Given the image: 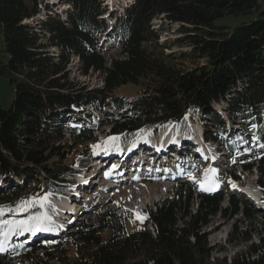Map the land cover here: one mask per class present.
<instances>
[{
    "label": "trees",
    "instance_id": "trees-1",
    "mask_svg": "<svg viewBox=\"0 0 264 264\" xmlns=\"http://www.w3.org/2000/svg\"><path fill=\"white\" fill-rule=\"evenodd\" d=\"M66 2L71 11L65 19L49 14L37 28L28 21L41 13L43 0H0V76L15 88L11 106L0 108V179L7 186L0 188V221L18 222L23 216L18 203L40 200L75 174L68 156L73 143H65L63 126L83 119L82 106L113 105L130 117L112 126L118 143L138 131L156 134L167 125L183 126L199 111L212 124L207 127L210 138L218 141L226 123L214 107L222 103L233 120L252 126L264 120V0H134L116 17L118 55L109 62L97 52L96 37L106 31L102 3ZM228 15L252 19L235 28L216 25ZM161 16L180 25L189 51L179 57L165 53L151 26ZM50 48L57 49L58 56ZM74 56L85 74L93 70L103 76L101 88L69 81ZM132 88L130 96L121 93ZM69 134L84 153L99 143L77 130ZM257 136L248 143H263L264 136ZM253 157L244 167L260 172L264 192V154ZM15 179L22 186H16ZM194 194L188 183H180L173 199L150 208L142 220L131 219L126 208L109 202L65 237L43 240L24 253L3 257L0 264H227L211 261L213 249L200 231L218 211L222 195L198 193L197 212L190 214L183 207ZM44 204L47 212H54ZM239 204L250 218L254 206L233 197L235 215ZM43 208L36 203L24 216L40 215ZM260 252L252 262L238 257L232 264H264V248Z\"/></svg>",
    "mask_w": 264,
    "mask_h": 264
},
{
    "label": "rangeland",
    "instance_id": "rangeland-1",
    "mask_svg": "<svg viewBox=\"0 0 264 264\" xmlns=\"http://www.w3.org/2000/svg\"><path fill=\"white\" fill-rule=\"evenodd\" d=\"M44 4H42L41 13L33 19H30L28 22L34 24L37 28L39 27V21H43L47 15L52 14V16H55L56 14L59 15L62 20L65 19L67 14L71 11L70 5L66 0H43ZM102 3V8H105L106 14L105 18L102 20L106 21V28L107 31L96 37L97 39V52L102 55L108 62L111 58L114 56H117V41L113 39V31L115 28L112 27L114 24V20L117 17L122 16L125 12V7H130L133 5L134 0H99ZM101 20V18H98ZM252 19V16H225L223 18H220L217 20L216 25L218 26H229L231 28H235L242 24L243 22L250 21ZM110 20H112V23H110ZM152 28L155 29V31L158 34L159 43L163 44L167 49L165 50V53L167 55H175L176 57L180 56L182 53L189 51L188 46L184 45V35L180 33L179 28L180 25L176 23H170L169 21L165 20L164 18L159 17L155 19L152 24ZM108 37H111L110 43H107ZM2 33L0 30V56L2 55V49H3V43H2ZM43 42L48 40V35H44V38L42 39ZM106 40V41H105ZM116 43V46H115ZM109 46H112L110 49H107ZM50 52L53 56H58V50L55 48H50ZM204 60H201V63H203ZM68 70H70L68 73L69 81L72 83H75L79 86H86L88 89H97L101 88L103 85V76L99 74L98 72H95L93 70L89 71L88 74H85L83 72V66L82 62L78 57H71L70 58V64L68 66ZM130 88V87H127ZM134 92V88L132 89H126L121 91V93H124L125 96H130ZM15 97V88L12 86L9 82V80L6 77L0 76V108L2 109H8L11 106V103ZM226 103H222L220 105H225ZM95 108V106H93ZM97 108V107H96ZM92 110L89 112L91 113ZM106 110H103L100 112V110L97 109L96 115H98L102 122L98 120L96 123H91V126L94 128L93 133H90L94 139H97L98 141L102 143H111L113 140H110V137H115L112 132V126L115 123H120L124 119H129L126 116H123V113L119 112L117 108H115L113 105H111L108 108V115L107 117H104ZM224 114V119L226 120L227 125H231V123H234L231 119L228 118L227 113ZM86 120H80L78 123L84 124L88 120V114L86 113ZM204 115L196 114L193 118H187L186 126L180 127V132L178 134V129L173 125L171 127H168L166 130H168V134L171 135V139H174V136L177 137L178 140L185 139L186 135L190 133H202L205 134L206 127L212 125L209 120L205 121L206 118H204ZM59 121V120H58ZM107 123V124H106ZM236 123V122H235ZM232 124L231 126H227V129H244L245 125L242 124ZM59 124H61V121H59ZM85 125V124H84ZM89 125H85V132H89L90 127ZM206 126V127H205ZM71 126H63L64 132H65V143L69 146L72 144V148L70 149L69 160L71 164L72 170L81 171L80 173L81 177L87 178V179H93V182H96V185L98 182H101L103 186H105L103 189L99 190V195H96L97 193L94 189L89 190L91 195H88L87 199H84L82 201V206L84 209L89 205H91L90 208L87 210V214H92L95 212V205H103L107 203L108 201L114 203L115 205H121L122 207L126 208L129 213L131 214L133 220H142L144 219V214L148 210L149 207L154 208L156 205L163 204L165 201L170 200L173 198L180 181L173 182L172 180H165L168 176L170 171H167L165 173L164 179H158V178H147L142 176L141 179L135 178L136 180L121 185L114 189L112 192L111 190L107 189L108 186L112 183L113 177L115 178L116 175H112V171L115 170L107 169L106 166H111L109 162L103 161L102 163L99 162V159H96V161L92 158V156L89 154L90 150H88L86 153H84L80 146L74 144L73 138L69 134V128ZM72 128V127H71ZM183 128V130H182ZM98 129V130H97ZM211 131H215V129H211ZM86 133V134H87ZM139 136V133L136 132L134 135H132L131 142L134 143L136 141V137ZM196 136V135H195ZM220 136V135H219ZM206 137V135H205ZM208 138L211 137L210 133L208 132L207 135ZM207 138V139H208ZM146 140V136L144 134L140 135L138 137V141ZM209 140V139H208ZM190 142V141H189ZM188 143V142H187ZM67 146V147H68ZM207 148V145H204ZM208 146H211L212 149L207 148L210 150H217L218 154L223 157L224 160V167L225 168L223 172V176L221 179V183L223 186V196L222 201L219 205L218 211L208 216V219L205 224L200 226V231L203 236L206 238V242L208 244V248H212L211 252V261H223L225 260L227 264H232L233 260L240 257L244 259H249V261H253L259 258V256L262 255L260 252L262 248H264V208L260 207L257 203L256 199H260L263 197V188L261 186L262 177L260 172H258L256 169H252L251 172L245 170V165L252 164V158L249 159L250 154H241L237 156L234 159V162L232 159V154L229 152L228 148L224 147L223 143L215 142L210 143ZM84 148V145L82 146ZM244 148H237L236 150L239 151ZM260 149H263L260 147ZM142 152H138L137 154H140L141 158L144 159V156L141 154ZM74 159V161H73ZM192 160V159H190ZM189 160V161H190ZM182 162L184 160H181ZM227 162H230L229 165H227ZM124 164V161L123 163ZM190 165L193 171H197L199 173L197 174H190L186 177L187 181L190 183V186H192L193 191L195 194L193 195V198L191 202L183 207L186 209L187 212L190 214H196L200 197L197 194V191H199L200 187L203 185V183L207 182L209 186H218V183H220L219 178L212 176L210 178V173L213 171L210 169L209 164L206 166H203V169L200 170L199 167ZM98 166H100L98 168ZM103 166V168H102ZM188 167V166H187ZM256 167V166H255ZM102 168V169H101ZM180 168V169H179ZM148 169H151L150 167ZM179 169L178 171L182 173L183 166L177 167ZM226 172V173H225ZM117 173V171H116ZM151 173V172H150ZM157 173V170L156 172ZM211 173V174H212ZM78 178L74 180V183L72 186H76L75 182H77ZM83 179V178H82ZM213 179V180H212ZM264 181V178H263ZM14 183L17 185L22 186V181L19 179H15ZM82 183V180L80 181ZM115 184V183H113ZM102 187V186H101ZM109 190V191H108ZM114 193L112 197H109L110 193ZM61 195L60 192L49 194L48 192L44 193V197L46 196L47 199L44 200L45 202H51L50 199L53 197H59ZM82 195V194H80ZM102 195H105L106 197H101ZM198 195V196H197ZM44 197H41L40 200H43ZM109 197V198H108ZM241 199L240 201L244 200L247 201L251 206H254V211L252 212L250 218H248L244 213L243 204H239V213L235 215L234 209L231 206V200L232 198ZM76 198V197H73ZM20 205V203L17 204V206ZM76 205V204H74ZM16 206V207H17ZM73 210V207H70ZM80 208L78 207V211ZM154 210V209H153ZM184 212V211H182ZM181 212V213H182ZM21 211V215H22ZM86 214V216H87ZM81 216V215H80ZM85 216V217H86ZM79 220L80 219L79 217ZM182 222L180 221L179 224ZM79 223L77 222V225ZM74 228V227H73ZM73 228L67 229L66 226H64V229L61 230L60 228L57 229V233H60L61 237H65L64 234L70 233ZM68 230V231H67ZM149 230L151 233H153L152 226L149 227ZM62 232V233H61ZM59 235V236H60ZM193 240V239H192ZM25 246V245H24ZM26 248V247H25ZM256 249V252L254 251ZM57 251H62L61 249H56ZM56 250L54 252H56ZM69 252V251H68ZM73 252H70L72 254Z\"/></svg>",
    "mask_w": 264,
    "mask_h": 264
},
{
    "label": "snow or ice",
    "instance_id": "snow-or-ice-1",
    "mask_svg": "<svg viewBox=\"0 0 264 264\" xmlns=\"http://www.w3.org/2000/svg\"><path fill=\"white\" fill-rule=\"evenodd\" d=\"M110 140H115L117 137H110ZM212 171H215L214 169ZM47 197L45 196L43 200H28L22 202L20 205H18V210L21 211H27L29 207L35 206L36 203L40 204V207L43 208L45 206L44 200H46ZM50 220V218L47 216L46 213H41L40 215L31 216L29 220L26 221H9L4 220L0 221V227H3L5 229L4 236L5 239L7 236L12 233L13 231H20V232H35L37 230L44 229L45 221ZM0 250H3L2 246H0Z\"/></svg>",
    "mask_w": 264,
    "mask_h": 264
}]
</instances>
